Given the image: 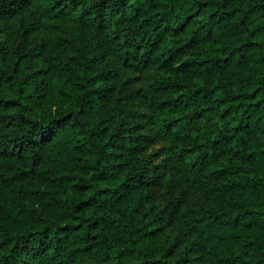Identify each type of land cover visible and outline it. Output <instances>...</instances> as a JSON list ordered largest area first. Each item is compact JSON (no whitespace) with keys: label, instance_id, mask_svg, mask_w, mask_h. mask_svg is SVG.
Segmentation results:
<instances>
[{"label":"clouds","instance_id":"9594fccd","mask_svg":"<svg viewBox=\"0 0 264 264\" xmlns=\"http://www.w3.org/2000/svg\"><path fill=\"white\" fill-rule=\"evenodd\" d=\"M0 264H264V0H0Z\"/></svg>","mask_w":264,"mask_h":264}]
</instances>
